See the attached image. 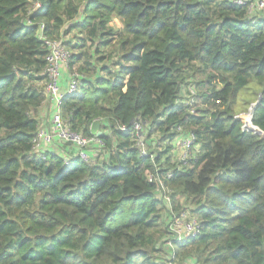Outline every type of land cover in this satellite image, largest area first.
Here are the masks:
<instances>
[{"label": "trees", "instance_id": "obj_1", "mask_svg": "<svg viewBox=\"0 0 264 264\" xmlns=\"http://www.w3.org/2000/svg\"><path fill=\"white\" fill-rule=\"evenodd\" d=\"M80 3L0 0V264H166L159 180L169 209L200 225L175 244L177 264H264V137L236 116L254 103L251 123L264 132V16L232 0ZM39 23L80 75L63 118L85 136L104 121L92 163L33 151ZM136 119L154 136L152 157L136 144ZM180 130L194 142L174 165Z\"/></svg>", "mask_w": 264, "mask_h": 264}, {"label": "built area", "instance_id": "obj_2", "mask_svg": "<svg viewBox=\"0 0 264 264\" xmlns=\"http://www.w3.org/2000/svg\"><path fill=\"white\" fill-rule=\"evenodd\" d=\"M232 2L239 6H246L248 12L259 13L264 16V0H232ZM34 8H39L38 2L33 5ZM28 23V21H27ZM44 28L43 23L38 24V36L43 46H45V79L42 83V94L44 101L42 109L39 112V125L33 139V151L40 158H45L48 153L50 155L60 154L64 164H69L74 159H80L86 163H92L94 154H98L103 149L104 143L99 138L102 130L101 125L104 121H99L100 134H91L85 136L76 130H73L68 121L63 118L61 106L67 98L74 95L80 86V75L78 73L70 72L68 68L70 52L63 44L61 39H49L42 33ZM62 69L67 70L66 85L60 84L62 76ZM189 93H193L190 87ZM188 97L184 95L180 102H183ZM252 112L248 114V118L243 121L241 128L243 130H252L262 137L264 132L251 123ZM237 118H240V116ZM241 119V118H240ZM105 121H107L105 119ZM128 126H119L121 131L127 130ZM130 128L136 136V144L139 147L141 155L153 156L151 142L153 137L149 139L148 133L150 127L147 122L141 120H134ZM148 137V139H147ZM194 137L190 132L180 130V135L170 141L172 145V154L169 162L177 165L185 164L190 157L191 147L194 142ZM168 142V141H167ZM177 163V164H176ZM169 174H172L170 170ZM151 179V176L149 177ZM162 198H164L168 206L169 214V237L165 240V247L168 249L166 264H177L174 248L176 243L185 242L195 238L200 232V225L196 218L188 216L186 211L175 213L169 209V196L167 190L164 189L161 180ZM164 247V248H165Z\"/></svg>", "mask_w": 264, "mask_h": 264}, {"label": "water", "instance_id": "obj_3", "mask_svg": "<svg viewBox=\"0 0 264 264\" xmlns=\"http://www.w3.org/2000/svg\"><path fill=\"white\" fill-rule=\"evenodd\" d=\"M260 98H261V96L259 95L256 103L259 102ZM251 109H253V107ZM99 125H100V123H99L98 120H95V121L92 122L91 127H90V130H91L92 134H98V135L100 134V132L98 131Z\"/></svg>", "mask_w": 264, "mask_h": 264}, {"label": "rangeland", "instance_id": "obj_4", "mask_svg": "<svg viewBox=\"0 0 264 264\" xmlns=\"http://www.w3.org/2000/svg\"><path fill=\"white\" fill-rule=\"evenodd\" d=\"M85 1L86 0H81V5H84V3H85ZM82 9V6H80V10ZM69 50V49H68ZM69 52H70V50H69ZM254 106V103L253 104H251V106L248 108V110L245 112V113H240V114H238V115H236V116H240V118H241V120H246L247 118H248V114L250 113V112H252V107Z\"/></svg>", "mask_w": 264, "mask_h": 264}, {"label": "crops", "instance_id": "obj_5", "mask_svg": "<svg viewBox=\"0 0 264 264\" xmlns=\"http://www.w3.org/2000/svg\"><path fill=\"white\" fill-rule=\"evenodd\" d=\"M61 73H62L63 78H61L60 84L62 86H65L66 85L67 70L66 69H62Z\"/></svg>", "mask_w": 264, "mask_h": 264}]
</instances>
